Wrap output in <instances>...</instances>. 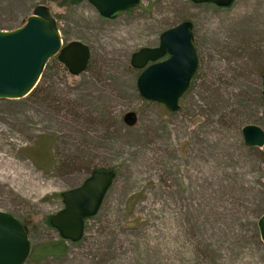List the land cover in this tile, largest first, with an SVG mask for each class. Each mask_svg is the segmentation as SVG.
<instances>
[{
    "label": "rangeland",
    "instance_id": "1",
    "mask_svg": "<svg viewBox=\"0 0 264 264\" xmlns=\"http://www.w3.org/2000/svg\"><path fill=\"white\" fill-rule=\"evenodd\" d=\"M39 5L91 60L76 77L51 59L38 91L0 100V211L26 223L33 248L60 238L50 218L64 192L94 168L116 178L66 257L25 264H264V147L242 134L264 130V0H141L113 20L88 0H0V30L22 27ZM185 20L198 79L171 113L140 95L131 60Z\"/></svg>",
    "mask_w": 264,
    "mask_h": 264
},
{
    "label": "water",
    "instance_id": "2",
    "mask_svg": "<svg viewBox=\"0 0 264 264\" xmlns=\"http://www.w3.org/2000/svg\"><path fill=\"white\" fill-rule=\"evenodd\" d=\"M105 20L116 19L141 3V0H88ZM195 4H213L229 8L236 0H191ZM194 25L183 21L161 34L159 45L143 48L132 56L133 68L142 70L137 85L140 95L162 104L169 112L180 110V101L188 92L199 59L194 45ZM57 58L69 74L80 76L91 60L89 46L79 41L64 43L59 26L49 7L39 5L27 22L12 31L0 30V100L27 98L39 85L51 59ZM264 97V74L262 77ZM124 121L132 127L137 114L128 113ZM244 142L252 148L264 147V130L248 125L242 131ZM110 170H95L84 183L62 194L64 208L50 218L61 238L79 242L85 223L96 216L115 182ZM264 243V215L258 222ZM31 251L29 235L9 213L0 211V264H25Z\"/></svg>",
    "mask_w": 264,
    "mask_h": 264
},
{
    "label": "trees",
    "instance_id": "3",
    "mask_svg": "<svg viewBox=\"0 0 264 264\" xmlns=\"http://www.w3.org/2000/svg\"><path fill=\"white\" fill-rule=\"evenodd\" d=\"M74 1L76 3H78L81 0H74ZM54 61L57 62L56 65H57V67H59L60 62L58 61V59L55 58ZM49 67H51V66L49 65ZM47 71H49V70H47ZM197 79H198V75L196 74L194 81L190 86L191 88H193L194 82ZM42 80H41L40 84L38 85V87L34 90V92L31 95H33L36 91H38L41 88V86H42L41 84H43ZM95 170H104V169L94 168V169H92V172ZM92 172H91V174H92ZM23 226L26 229V231L28 232L26 223H23ZM69 249H70L69 243L60 237L57 240L48 241L45 243H40L38 245H35L31 249L29 259L32 261H40L41 259L63 258V257H66V255L69 252Z\"/></svg>",
    "mask_w": 264,
    "mask_h": 264
},
{
    "label": "bare ground",
    "instance_id": "4",
    "mask_svg": "<svg viewBox=\"0 0 264 264\" xmlns=\"http://www.w3.org/2000/svg\"><path fill=\"white\" fill-rule=\"evenodd\" d=\"M6 162V157L4 156H0V172L2 171V174H5V171L7 169L3 168L2 165H4ZM12 176L14 177V179H18V173L16 170H14V172L12 173Z\"/></svg>",
    "mask_w": 264,
    "mask_h": 264
}]
</instances>
